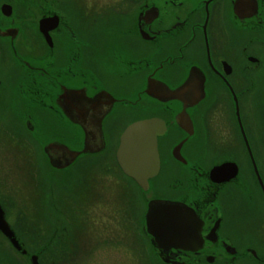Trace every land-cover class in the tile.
I'll return each mask as SVG.
<instances>
[{
  "label": "flooded vegetation",
  "instance_id": "af4514ba",
  "mask_svg": "<svg viewBox=\"0 0 264 264\" xmlns=\"http://www.w3.org/2000/svg\"><path fill=\"white\" fill-rule=\"evenodd\" d=\"M107 1L0 0V127L25 133L48 186L44 227L35 233L36 202L26 204L31 217L12 219L0 186L19 246L0 231V264H33V255L37 264L75 262L83 246L75 214L71 232L50 210L61 204L55 194H74L78 169L110 150L136 192L127 228L137 256L150 264H264V0ZM159 83L175 88L172 98L154 96ZM146 103L152 112L134 117ZM218 105L229 124L226 145L211 134ZM152 116L165 131L157 137L159 171L142 190L114 151L125 125ZM63 169L71 171L66 181L47 177ZM151 198L193 208L201 220L196 250L155 245L145 227Z\"/></svg>",
  "mask_w": 264,
  "mask_h": 264
},
{
  "label": "rangeland",
  "instance_id": "374dc122",
  "mask_svg": "<svg viewBox=\"0 0 264 264\" xmlns=\"http://www.w3.org/2000/svg\"><path fill=\"white\" fill-rule=\"evenodd\" d=\"M108 3H111V0H108ZM123 104L132 105L126 102ZM142 108L144 110L135 112L134 117L149 115L153 105L146 103ZM220 109L218 105L215 111H211L210 118L213 120V122L210 120L211 134L217 145H226L230 140L229 124L224 120ZM2 116L5 114L2 113ZM18 132L14 137L10 131L4 132L0 127V138H3L0 139L2 143L0 186L6 191L2 195L7 198V202L13 204L10 210L12 219L15 217L25 219V215L31 217L26 204L32 201L37 203L31 207V211L34 212L32 216L37 217L35 229L33 227L35 233L38 227L39 231L44 227L41 220L46 210L44 203L48 186L45 185L43 188L42 172L37 164L38 157L33 147L29 141H26L25 133ZM38 161L40 164V158ZM85 165L78 169L80 178L74 194L71 196L55 194V202L61 204L59 207L55 204L57 208L50 210L55 217L59 216L58 213L61 214L62 221L69 226L71 232L73 227L70 220L74 214L78 221L80 232L73 233L80 235L78 239L83 246L82 251L79 249V254L74 257L75 262L70 264H137V260H144V264H150L147 254L140 253L137 256L140 248L132 245L134 238L127 228V214L130 204L135 201L136 192L131 190L127 182L119 176L112 150L103 159L87 161ZM70 176V169L47 171V177L51 181L64 182ZM155 190L160 192L158 188L153 187V191ZM69 207L73 210H69ZM65 213L68 214L69 219L65 217ZM103 238L109 240V243H102ZM94 241L96 247L92 249L91 245ZM91 249L93 253L89 251ZM133 252L137 256L135 259L130 255Z\"/></svg>",
  "mask_w": 264,
  "mask_h": 264
},
{
  "label": "water",
  "instance_id": "95a60500",
  "mask_svg": "<svg viewBox=\"0 0 264 264\" xmlns=\"http://www.w3.org/2000/svg\"><path fill=\"white\" fill-rule=\"evenodd\" d=\"M55 16L51 18L54 19ZM47 18H41L42 23ZM46 34V32H45ZM160 84V83H159ZM154 96L160 99L172 98L175 88L170 89L164 83ZM187 89V85L180 90ZM165 131L164 121L158 117H145L131 121L121 130L114 151V158L123 174L129 177L142 190L149 188V181L159 171V155L157 137ZM249 154H250V150ZM223 165L210 168L209 174L216 173ZM201 220L193 208L180 201L151 198L146 203V232L160 249L175 247L183 250H196L201 241L199 228ZM0 231L16 247V239L3 217L0 209ZM33 264H37L36 256H31Z\"/></svg>",
  "mask_w": 264,
  "mask_h": 264
}]
</instances>
